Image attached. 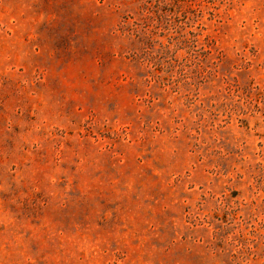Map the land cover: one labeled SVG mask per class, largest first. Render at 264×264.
Instances as JSON below:
<instances>
[{"label": "rangeland", "instance_id": "374dc122", "mask_svg": "<svg viewBox=\"0 0 264 264\" xmlns=\"http://www.w3.org/2000/svg\"><path fill=\"white\" fill-rule=\"evenodd\" d=\"M0 264H264V0H0Z\"/></svg>", "mask_w": 264, "mask_h": 264}]
</instances>
